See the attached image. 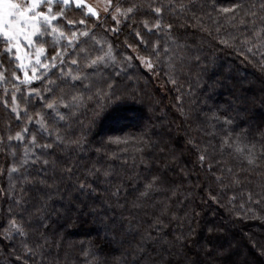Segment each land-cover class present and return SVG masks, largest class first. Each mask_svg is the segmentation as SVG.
I'll return each instance as SVG.
<instances>
[{
	"label": "trees",
	"instance_id": "obj_1",
	"mask_svg": "<svg viewBox=\"0 0 264 264\" xmlns=\"http://www.w3.org/2000/svg\"><path fill=\"white\" fill-rule=\"evenodd\" d=\"M112 2L140 6L117 33L96 29L98 38L113 44L117 61L121 54L135 57L134 48L144 56L153 53V45L160 51L158 59L150 57L154 71L134 58L119 77L121 87L135 90V96L114 102L127 126L112 134L126 142L97 153L100 137L89 136L93 143L84 152L58 148L59 163L46 171L29 165L30 183H17L15 189L10 183L17 174L8 172L13 158L0 152V264H41V256L43 264H81L82 249L94 252L100 264H264V159L259 158L264 155V67L259 56L240 54L250 33L241 29L239 17L230 20V12L220 11L237 0ZM149 4L164 5L159 31L152 28L157 14ZM107 27H115L110 16ZM136 30L147 46L138 42ZM249 44L259 47L255 37ZM114 70L103 69V75ZM113 106L103 110L98 125L107 126ZM94 107V100H86L80 119L90 117ZM225 116L231 125L223 123ZM9 119L0 103V134ZM12 129L18 130L14 121ZM237 143L243 153L235 150ZM20 144L12 142L18 153ZM249 148L258 158L253 165L245 158ZM67 165L73 166L71 175ZM250 192L253 199L260 194L259 205L247 202ZM249 207L259 215H237ZM44 215L47 231L39 227ZM13 217L25 225L26 237L3 235ZM41 236L46 244L39 241V255H27L21 244L31 247Z\"/></svg>",
	"mask_w": 264,
	"mask_h": 264
},
{
	"label": "snow or ice",
	"instance_id": "obj_2",
	"mask_svg": "<svg viewBox=\"0 0 264 264\" xmlns=\"http://www.w3.org/2000/svg\"><path fill=\"white\" fill-rule=\"evenodd\" d=\"M148 7L157 14L152 28L161 30L160 14L164 5L149 4ZM184 7L186 5H180L181 9ZM138 10L140 6L137 4L124 8L119 3L113 5L112 0H103L102 4L89 3L88 0H0V103H3L10 118L9 123L4 125L3 134H0V152H6L13 158L8 172L17 176L10 187L15 189L17 183L21 187L30 183L29 174H26L29 165H39L41 170L46 171L49 166L54 167L59 163L62 156L57 154L58 148L84 152L93 143L89 136L100 137L95 141L100 145L94 149L97 153L106 145L126 142L120 136L112 134L123 131L127 126L122 124L123 117L117 111L118 104L114 102L129 95L135 96V90L130 85L121 87L119 77L134 58L145 68L154 71L150 57L154 54L158 59L160 51L153 45V53L144 56L134 48L135 57L121 54L122 59L117 61L113 44L102 37L98 38L96 29H103L105 34L117 33L119 25L131 19ZM220 11L230 12V20L239 17L237 23L241 29L250 33L243 41L245 47L240 54L246 59L259 56V63L264 67V15L259 17L257 24L258 13H264V0H237L231 5V9L223 8ZM109 16L115 27H107ZM143 25L145 28L149 27L147 21ZM165 27L170 29L172 26L169 24ZM135 35L140 44L147 46L140 31L136 30ZM252 37H255L259 47L249 44ZM221 42L227 45V41ZM126 46L133 48L131 44ZM49 49L52 50L51 54H48ZM108 67H114L115 70L112 75L105 77L103 69ZM36 81H39V87L35 86ZM172 82L175 83L174 80ZM86 100H94L95 107L92 108L91 116L85 120L80 119V116L83 115L81 109ZM110 104L114 105L113 114L107 126L98 125L101 113ZM13 121L18 127L14 132ZM223 123L231 125L232 120L225 116ZM230 135L229 133L224 137V144L228 143ZM260 135L264 136V132ZM140 139L143 140L144 137L141 136ZM13 141L21 142V152L18 153L13 148ZM235 150L243 153L239 143ZM49 156L53 158L50 160ZM245 158L249 165L255 164L258 159L251 148ZM259 158L264 159V155ZM204 159L201 155L200 160L203 162ZM64 170L71 175L73 166L67 165ZM90 171L95 174L99 169ZM157 179L158 177L152 178L153 181ZM235 182L239 183V180L236 179ZM48 187L51 188L50 185ZM84 187L81 183V190ZM151 187L152 183L146 184L145 193L141 195L146 194ZM247 202L259 205L260 194L257 193L256 199H253L250 192ZM15 203L19 205L21 200L17 198ZM240 207L243 208L244 205L241 204ZM248 213L259 215L252 207L237 215L246 216ZM39 227L45 231L50 228L47 215L39 219ZM17 234L22 237L28 235L25 225L18 223L13 217L3 235L12 239ZM40 240L46 244V237L41 236L35 245L30 247L28 243H22L21 247L27 255L36 257L39 255L36 249L43 248ZM60 242L63 243V238ZM260 251L264 254V245L260 246ZM81 254L84 257L81 264H100L99 257L90 249H82ZM19 258L18 256L17 259Z\"/></svg>",
	"mask_w": 264,
	"mask_h": 264
},
{
	"label": "rangeland",
	"instance_id": "obj_3",
	"mask_svg": "<svg viewBox=\"0 0 264 264\" xmlns=\"http://www.w3.org/2000/svg\"><path fill=\"white\" fill-rule=\"evenodd\" d=\"M89 3H98V4H102L103 0H88ZM103 15V13H102ZM147 70V68H145Z\"/></svg>",
	"mask_w": 264,
	"mask_h": 264
}]
</instances>
